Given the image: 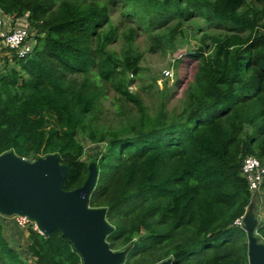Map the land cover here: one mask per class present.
<instances>
[{
    "label": "trees",
    "instance_id": "trees-1",
    "mask_svg": "<svg viewBox=\"0 0 264 264\" xmlns=\"http://www.w3.org/2000/svg\"><path fill=\"white\" fill-rule=\"evenodd\" d=\"M0 10L36 31L33 51L7 49L0 69V154H59L65 190L95 161L90 205L107 208L122 264H249L234 222L253 200L243 159L264 161V0H0ZM189 27L200 36L184 51L197 67L182 105L152 114L130 90L143 71L136 40L143 32L149 51L176 57ZM109 83L137 107L122 127L98 121ZM81 133L105 146L89 161ZM4 231L0 220V264H84L59 230L31 226L25 256ZM254 231L264 243V219Z\"/></svg>",
    "mask_w": 264,
    "mask_h": 264
},
{
    "label": "water",
    "instance_id": "water-1",
    "mask_svg": "<svg viewBox=\"0 0 264 264\" xmlns=\"http://www.w3.org/2000/svg\"><path fill=\"white\" fill-rule=\"evenodd\" d=\"M80 187L64 189L70 166L57 153L27 160L14 151L0 154V213L27 216L43 235L62 232L83 258L84 264H122L126 250H115L107 241L114 226L107 220L106 207L90 205L98 180L95 161ZM256 201L248 206L242 228L248 237L249 264H264V243L255 233L258 225ZM156 264H173L171 258Z\"/></svg>",
    "mask_w": 264,
    "mask_h": 264
},
{
    "label": "rangeland",
    "instance_id": "rangeland-1",
    "mask_svg": "<svg viewBox=\"0 0 264 264\" xmlns=\"http://www.w3.org/2000/svg\"><path fill=\"white\" fill-rule=\"evenodd\" d=\"M114 18L117 23H120L121 9L118 8V10L114 12ZM121 27L123 29L124 24ZM186 30L188 33L187 41L184 44L185 46L180 48L181 50L176 54V57L179 58L177 60L174 56L175 54L173 55V53H171V50L149 51L150 41L147 38V34L143 32L136 40V46L144 55L141 61L143 71L141 76L136 77L132 85H130V90L139 95L143 104L147 106L152 114L159 109L161 102H165L166 108L169 110L182 105L184 90L188 82L192 80L197 67V61L187 56L184 51L187 47L197 48V39L200 36V33H197L196 37H194L192 32L193 29L190 27ZM123 45L124 43L120 40L112 47L117 51H121ZM8 56L12 57L13 54L2 46L0 42L1 70L4 69L5 57ZM166 70H170L173 73L172 78L166 76ZM134 113L138 114L137 107L117 92L111 83L107 84L106 95L102 99V112L99 115L98 121L106 123L114 128L122 127L128 120V117H131ZM79 139L86 149V161L94 158V156L98 155L105 147L104 144L93 143L82 133ZM262 194L263 193L257 195L260 199H255L256 206L254 207V211L257 213L261 222L264 219V194L263 196ZM0 220L4 224V233L11 245L25 256L26 247L29 243V228L35 224L31 223L28 226H22L17 223L15 216H5L1 213ZM29 263L34 264L33 259H30Z\"/></svg>",
    "mask_w": 264,
    "mask_h": 264
},
{
    "label": "built area",
    "instance_id": "built-area-1",
    "mask_svg": "<svg viewBox=\"0 0 264 264\" xmlns=\"http://www.w3.org/2000/svg\"><path fill=\"white\" fill-rule=\"evenodd\" d=\"M13 20L14 21H10L5 16H0V39L2 40V45L6 49L14 52L18 57L24 58L34 49L36 31L29 26L27 16ZM165 73L168 78L169 76L172 78L173 73L170 70H166ZM241 174L248 182L253 199H260L257 195L264 191V161L255 155H247L243 159ZM244 214L235 220V225L242 227ZM14 216L19 225L28 226L31 223L35 224V222L27 216ZM258 223H261L259 217ZM34 228L37 229L36 224Z\"/></svg>",
    "mask_w": 264,
    "mask_h": 264
},
{
    "label": "crops",
    "instance_id": "crops-1",
    "mask_svg": "<svg viewBox=\"0 0 264 264\" xmlns=\"http://www.w3.org/2000/svg\"><path fill=\"white\" fill-rule=\"evenodd\" d=\"M0 16H5L6 18H8L10 21H14L13 19H12V17L11 16H8V15H5L1 10H0ZM0 42H1V45H2V40L0 39ZM3 46V45H2ZM263 194H264V191L262 192ZM263 194H262V196H263ZM258 200V199H257Z\"/></svg>",
    "mask_w": 264,
    "mask_h": 264
}]
</instances>
